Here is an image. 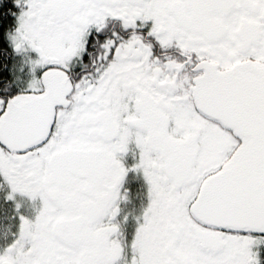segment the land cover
<instances>
[{"label": "snow or ice", "instance_id": "1", "mask_svg": "<svg viewBox=\"0 0 264 264\" xmlns=\"http://www.w3.org/2000/svg\"><path fill=\"white\" fill-rule=\"evenodd\" d=\"M0 264H264V0H0Z\"/></svg>", "mask_w": 264, "mask_h": 264}]
</instances>
